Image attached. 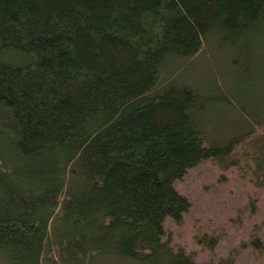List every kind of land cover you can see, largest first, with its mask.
Returning <instances> with one entry per match:
<instances>
[{"label": "trees", "instance_id": "16d2710c", "mask_svg": "<svg viewBox=\"0 0 264 264\" xmlns=\"http://www.w3.org/2000/svg\"><path fill=\"white\" fill-rule=\"evenodd\" d=\"M263 24L264 0H0V257L210 264L167 231L192 208L176 183L209 160L237 164L243 139L212 141L207 98L159 80L210 33L239 49Z\"/></svg>", "mask_w": 264, "mask_h": 264}, {"label": "rangeland", "instance_id": "374dc122", "mask_svg": "<svg viewBox=\"0 0 264 264\" xmlns=\"http://www.w3.org/2000/svg\"><path fill=\"white\" fill-rule=\"evenodd\" d=\"M238 57L240 65L234 63ZM174 80L187 84L207 98L199 122L212 141L239 137L233 159L237 164L209 160L190 170L176 183L192 208L182 224L171 221L172 240L210 264H264V253L248 246L255 227L264 239V173L258 161L264 153V24L245 47H222L217 32L208 35L202 51L193 58L171 62L159 84ZM209 232L220 242L210 251L198 243ZM218 239V238H217ZM0 264H7L0 257ZM91 264H143L109 255Z\"/></svg>", "mask_w": 264, "mask_h": 264}]
</instances>
